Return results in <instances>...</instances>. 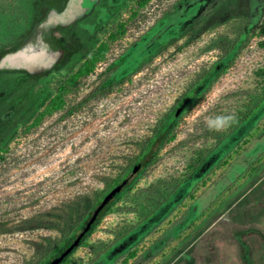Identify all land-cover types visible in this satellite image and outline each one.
Segmentation results:
<instances>
[{
	"label": "rangeland",
	"instance_id": "1",
	"mask_svg": "<svg viewBox=\"0 0 264 264\" xmlns=\"http://www.w3.org/2000/svg\"><path fill=\"white\" fill-rule=\"evenodd\" d=\"M140 1L0 0V264H34L90 217L194 85L63 264H264V0Z\"/></svg>",
	"mask_w": 264,
	"mask_h": 264
},
{
	"label": "trees",
	"instance_id": "2",
	"mask_svg": "<svg viewBox=\"0 0 264 264\" xmlns=\"http://www.w3.org/2000/svg\"><path fill=\"white\" fill-rule=\"evenodd\" d=\"M146 1L147 0L140 1L139 4L143 5ZM263 30H264V26H263ZM106 50H107V45L104 43L101 44L95 51L91 53V55L85 61V64L80 67L79 73H87L89 71H92L94 69L96 62L104 58ZM226 69H227L226 64L224 63L222 64L220 61L216 62L209 68V70L204 74L201 80L203 82V80H205L206 78H209L213 76L215 73L222 72L223 70ZM196 93H197L196 85L190 87L188 91L183 95V97H181L179 101H177V103L170 109V111H168L163 116V118L153 129L152 134L139 143V149H140L139 154L126 167V169L120 176L109 181L106 188L99 194V196L91 206L92 209H95L98 206V204L104 199V197L114 187H116L117 185H119L125 179L128 178L127 183L123 185L122 189L117 194L122 192L134 179L135 175L141 172L148 164H150L156 158L158 151L164 145L165 141L171 137V134L173 133V130L178 123V117L182 111L183 105L186 103V100L188 99L192 100V98L195 97ZM63 104H64V99L61 92L59 93L58 97L52 101L49 109L51 110L59 109L63 106ZM76 108H78V105L71 107L68 110V113H72ZM136 166H138V171L136 174L131 176L132 171ZM116 195L102 209L97 219L92 224L91 228L85 233V235L80 239L78 243L74 244L80 232L82 231L87 221L89 220L88 215L90 212L88 211L85 214H83L79 220L74 222L68 231L63 233V235L56 241L54 246L44 251L41 254L40 258L34 264H63L68 259L71 252L85 240V238L94 228L96 223L100 220V218L104 215V213L113 203ZM71 246L73 247L70 250V252L64 255L65 251L69 249V247Z\"/></svg>",
	"mask_w": 264,
	"mask_h": 264
},
{
	"label": "water",
	"instance_id": "3",
	"mask_svg": "<svg viewBox=\"0 0 264 264\" xmlns=\"http://www.w3.org/2000/svg\"><path fill=\"white\" fill-rule=\"evenodd\" d=\"M138 170V166H136L133 170L132 175ZM131 175V176H132ZM130 176V177H131ZM129 177V178H130ZM128 178L125 179L122 183L114 187L105 197L104 199L98 204V206L93 210L91 216L89 217V220L87 221L86 225L80 232L79 236L77 237L74 244L78 243L80 239L85 235V233L91 228L94 221L97 219L99 213L102 211V209L108 204V202L122 189L123 185L127 183ZM73 246H71L69 249H67L64 253V255L68 254ZM63 255V256H64Z\"/></svg>",
	"mask_w": 264,
	"mask_h": 264
},
{
	"label": "clouds",
	"instance_id": "4",
	"mask_svg": "<svg viewBox=\"0 0 264 264\" xmlns=\"http://www.w3.org/2000/svg\"><path fill=\"white\" fill-rule=\"evenodd\" d=\"M227 119L229 118H218L216 121L210 122L209 126L212 127L215 125L216 130H220L221 125L224 124Z\"/></svg>",
	"mask_w": 264,
	"mask_h": 264
},
{
	"label": "flooded vegetation",
	"instance_id": "5",
	"mask_svg": "<svg viewBox=\"0 0 264 264\" xmlns=\"http://www.w3.org/2000/svg\"><path fill=\"white\" fill-rule=\"evenodd\" d=\"M137 171H138V170H137ZM137 171H136L134 174H136V173H137ZM132 173H133V171H132ZM134 174H133V175H134ZM131 175H132V174H131ZM133 175H132V176H133ZM69 248H70V247H69Z\"/></svg>",
	"mask_w": 264,
	"mask_h": 264
}]
</instances>
